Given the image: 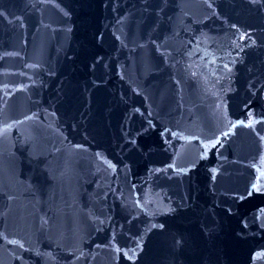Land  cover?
<instances>
[{
  "label": "water",
  "instance_id": "water-1",
  "mask_svg": "<svg viewBox=\"0 0 264 264\" xmlns=\"http://www.w3.org/2000/svg\"><path fill=\"white\" fill-rule=\"evenodd\" d=\"M0 264H264V0H0Z\"/></svg>",
  "mask_w": 264,
  "mask_h": 264
}]
</instances>
